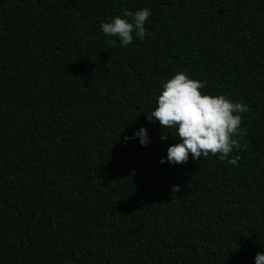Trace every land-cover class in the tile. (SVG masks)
Wrapping results in <instances>:
<instances>
[{"label": "trees", "instance_id": "trees-1", "mask_svg": "<svg viewBox=\"0 0 264 264\" xmlns=\"http://www.w3.org/2000/svg\"><path fill=\"white\" fill-rule=\"evenodd\" d=\"M143 8V40L103 34ZM181 71L249 106L236 165L160 163L180 141L146 115ZM140 128L146 146L125 141ZM257 253L264 0H0V264H255Z\"/></svg>", "mask_w": 264, "mask_h": 264}, {"label": "clouds", "instance_id": "clouds-1", "mask_svg": "<svg viewBox=\"0 0 264 264\" xmlns=\"http://www.w3.org/2000/svg\"><path fill=\"white\" fill-rule=\"evenodd\" d=\"M150 15L148 8L135 13L125 9L123 17L115 16L110 22L102 23L100 28L103 34L117 37L121 46L127 47L134 36L141 40L145 38L147 33L144 26ZM203 88L205 82L192 79L182 71L163 83L156 107L146 115V120L158 121L162 129H174V136L163 132L161 141L171 136L180 142L167 148L166 160L162 158L160 163L178 165L187 163L189 156L197 160L209 155L219 156L230 165L238 163V156L233 159L229 157L233 149L243 150L240 141L234 137L246 135V129L241 128V114L248 112L249 106L243 102H233L226 95L205 94L201 91ZM135 138H139L141 146L149 142L144 128H140L133 137L124 139ZM179 191L178 185L172 188L174 193ZM255 264H264V254H256Z\"/></svg>", "mask_w": 264, "mask_h": 264}]
</instances>
